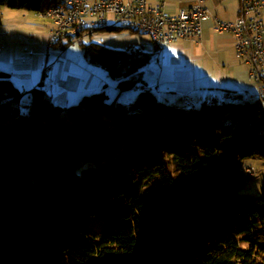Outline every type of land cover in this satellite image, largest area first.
<instances>
[{
    "label": "trees",
    "instance_id": "obj_1",
    "mask_svg": "<svg viewBox=\"0 0 264 264\" xmlns=\"http://www.w3.org/2000/svg\"><path fill=\"white\" fill-rule=\"evenodd\" d=\"M57 5L0 0L37 13ZM82 46L119 93L138 86L151 60L141 49ZM23 98L0 70V264H264V187L240 193L242 161L264 160L260 101L192 110L142 90L124 113L104 90L69 108L43 87L28 107ZM94 215L107 220L91 234Z\"/></svg>",
    "mask_w": 264,
    "mask_h": 264
},
{
    "label": "crops",
    "instance_id": "obj_2",
    "mask_svg": "<svg viewBox=\"0 0 264 264\" xmlns=\"http://www.w3.org/2000/svg\"><path fill=\"white\" fill-rule=\"evenodd\" d=\"M148 1L177 14L192 8L198 0ZM200 1L210 11V17L203 22V39L199 45L180 42L160 46L149 35L148 38L130 35L119 40L106 36L100 43L117 50L135 48L138 46L132 45L140 43L141 46L135 49L151 55L149 64L142 71L141 88L154 93L161 102L196 108V104L260 101L261 86L250 79L248 66L237 56L236 37L231 33H220L216 28L218 22L235 21L240 16L242 0ZM7 10L0 14V70L8 73L15 86L24 93L26 106L31 103L32 91L40 87L63 108L76 105L84 96L102 90L111 100H119L117 82L85 55L81 42L88 37L91 39L96 33L93 29L78 36L71 45L66 46L69 39L64 38L56 48H50L49 38L55 29L51 19L41 18L37 12L28 10ZM112 26L111 23L109 27ZM75 43L82 49H76ZM58 56L61 61L56 63ZM190 96L197 97V101L189 99ZM120 104L124 106V103Z\"/></svg>",
    "mask_w": 264,
    "mask_h": 264
},
{
    "label": "built area",
    "instance_id": "obj_3",
    "mask_svg": "<svg viewBox=\"0 0 264 264\" xmlns=\"http://www.w3.org/2000/svg\"><path fill=\"white\" fill-rule=\"evenodd\" d=\"M264 0H242L240 16L231 22H218L220 33H231L237 39V56L249 69L252 81L261 86L264 98ZM55 24L48 46L56 48L61 39L72 37L112 23L139 26V33L148 34L157 45L192 42L202 43L203 22L210 11L198 0L189 10L177 14L167 12L160 4L148 0H67V10L50 9L38 13ZM56 62H60V56ZM252 171L249 169L248 173Z\"/></svg>",
    "mask_w": 264,
    "mask_h": 264
},
{
    "label": "rangeland",
    "instance_id": "obj_4",
    "mask_svg": "<svg viewBox=\"0 0 264 264\" xmlns=\"http://www.w3.org/2000/svg\"><path fill=\"white\" fill-rule=\"evenodd\" d=\"M5 10L8 11L7 8L0 6V14L1 12ZM2 16V15H1ZM108 20L112 23L113 22V17L111 15L107 16ZM132 36L133 38L135 37H144V38H148L149 36H147L148 34L146 33H133L129 30H124L122 32H113V33H99L96 32L93 34V36H91V39L85 38V40H83L84 44H88L90 42H102V40L107 36V37H111L115 40H119L122 37H127V36ZM142 35V36H141ZM145 35V36H144ZM135 44V43H134ZM139 45H132V46H138L135 48H139V46H141L140 43H137ZM75 48L79 50V48L82 49V47H80L79 43H75ZM61 61V60H60ZM57 63V62H56ZM59 63V62H58ZM142 82H139L138 86L131 89V90H126L124 91V93L120 96L119 93V101L124 103V106L120 107V111L126 113L127 110H129L132 106V104L134 103V101L136 100V98L138 97L139 93L142 91ZM122 93V92H121ZM188 99V98H187ZM189 99H194L195 101H197V97L195 96H190ZM175 101H178V99H175ZM257 102V100L255 101ZM170 105H178L181 106L177 103H169ZM190 104V103H189ZM30 104L27 105V107ZM196 108L192 109V110H200L201 109V105L196 104L195 105ZM183 107V106H182ZM113 113L116 112V110L113 109L112 111ZM172 166H169L170 170ZM251 170V173L247 174L248 170ZM242 170L245 173V181L244 184L242 185V188L240 190L241 194H249L252 196H260L264 187V160H262L259 157H254V158H246L242 161ZM186 181V178L179 176L176 182V187L182 189L184 188V182ZM159 184V182H158ZM106 218L103 215H94L90 218L89 220V231L91 234H96L99 233L100 230H102L104 228V226L106 225Z\"/></svg>",
    "mask_w": 264,
    "mask_h": 264
},
{
    "label": "bare ground",
    "instance_id": "obj_5",
    "mask_svg": "<svg viewBox=\"0 0 264 264\" xmlns=\"http://www.w3.org/2000/svg\"><path fill=\"white\" fill-rule=\"evenodd\" d=\"M58 5L57 7L54 8V10H67V0H55ZM111 23H108V27ZM112 25L114 27H118L121 29H125L128 30V24H124V23H112ZM129 31H133V32H139V26L137 25H129ZM260 103L264 108V98L260 97Z\"/></svg>",
    "mask_w": 264,
    "mask_h": 264
}]
</instances>
